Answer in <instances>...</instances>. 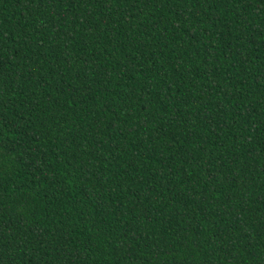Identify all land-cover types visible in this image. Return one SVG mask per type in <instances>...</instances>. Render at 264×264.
Returning a JSON list of instances; mask_svg holds the SVG:
<instances>
[{"label":"trees","instance_id":"1","mask_svg":"<svg viewBox=\"0 0 264 264\" xmlns=\"http://www.w3.org/2000/svg\"><path fill=\"white\" fill-rule=\"evenodd\" d=\"M0 264H264V0H0Z\"/></svg>","mask_w":264,"mask_h":264}]
</instances>
